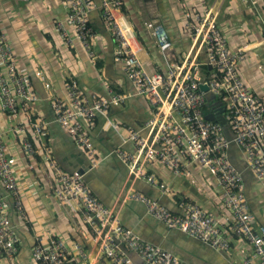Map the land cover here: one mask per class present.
Returning <instances> with one entry per match:
<instances>
[{"label": "built area", "instance_id": "obj_1", "mask_svg": "<svg viewBox=\"0 0 264 264\" xmlns=\"http://www.w3.org/2000/svg\"><path fill=\"white\" fill-rule=\"evenodd\" d=\"M5 1L23 0H0V8ZM98 1L61 0L65 16L55 21L54 32L65 47L81 46L94 59L92 48L99 35L89 23V13L99 9L105 30L115 42V60L122 64L134 95L141 96L149 104L151 112L142 127L124 128L127 135L124 140L132 144V149L122 146L114 149L127 170V178L131 183L145 182L166 193L171 191L170 188L148 169L150 163L157 162L172 174L186 177L190 176L189 166L197 165L214 177L231 221L223 228L211 212L188 201L180 203L182 213H174L132 188H128L124 199L142 202L147 212L167 228L180 230L213 249L228 251L231 237L236 241L243 240L250 250L244 254L241 264H264V226L255 224L244 192L243 174L228 155L230 144H236L243 153L246 167L264 191V99L244 83L238 68L248 46L232 47L219 28L209 2L197 0L196 7L185 13L184 25L194 51H203L205 61L186 54L171 61L161 72H149L134 29L122 12L123 0ZM248 2L252 7L260 6L264 12V0ZM146 26L165 60H171L173 44L167 32L153 21L146 22ZM260 44H264V28ZM203 66L209 70L207 75L203 73ZM35 75L45 89L51 88L42 69H37ZM201 84L208 86L214 99L207 100L206 93L200 89ZM107 92L108 97L89 101L72 76H67L63 96L51 93L50 97L54 123L83 150L89 168L99 162L90 137L97 114L107 113L111 106L122 104L129 97L113 88ZM217 99L224 107L222 114L229 134L219 121L206 118ZM36 100L31 78L18 68L13 50L0 28V109L10 117L24 112L25 119L12 129L23 153L29 157L40 155L42 163L51 170L53 194L57 199L80 204L84 220L93 230L99 253L111 264H136L131 253H135L142 264H191L142 240L122 225L112 208L103 205L92 194L83 174L77 170L67 172L58 166L45 144L47 122L32 113L31 104ZM206 105L210 108L204 112ZM15 161V157L7 154L5 133L0 128V185L12 196V207L18 217L25 219ZM9 207L0 192V259H6L8 264H18L19 237L11 225ZM72 249L80 260H86L87 253L81 244L75 242ZM70 250L63 240L51 239L47 243L37 240L31 247V255L36 264H65Z\"/></svg>", "mask_w": 264, "mask_h": 264}, {"label": "crops", "instance_id": "obj_2", "mask_svg": "<svg viewBox=\"0 0 264 264\" xmlns=\"http://www.w3.org/2000/svg\"><path fill=\"white\" fill-rule=\"evenodd\" d=\"M207 1L214 9L219 28L228 37L230 45L234 48L248 46L238 68L244 83L254 94L264 99V44H260L264 28L263 10L260 6L252 7L248 0ZM196 5L197 0H123L122 12L134 29L135 38L142 47L141 57L149 72H161L171 61L179 60L186 54L195 55L199 61L205 60L203 51H194L184 25L187 20L185 13ZM64 16L61 0L5 1L0 8V28L13 50L18 68L30 76L37 93V100L31 104V110L34 116L47 122L45 144L53 159L67 172L88 167V158L83 150L53 121L51 93L63 96L67 76H72L89 101L108 97L109 88L129 95L124 103L113 105L107 113H98L96 116L90 137L99 162L83 175L92 194L103 205L113 209L123 226L145 242L167 250L181 260L191 264H241L244 254L250 250L243 240L236 241L231 237L228 251L213 249L180 230L167 228L147 212L142 202L124 199L128 188H132L157 200L174 213H182L180 203L188 201L211 212L223 228L231 221L214 177L197 165L189 166L190 176L186 177L172 174L157 162L150 163L148 169L167 184L170 192L162 193L145 182H130L127 170L114 154V149L119 146L132 149V144L124 140L127 136L124 128L142 127L151 108L144 98L134 95V88L122 64L115 60V42L105 30L99 9L89 13V23L99 35L92 48L94 59L81 46L67 48L58 39L54 23ZM149 21L156 22L167 32L173 44L171 60H165L159 51L146 26ZM37 69L45 72L51 84L49 90L35 75ZM24 119V112L10 117L0 109V128L5 133L7 154L16 160L15 174L25 214V219L18 217L12 207V196L0 185V192L10 206L11 225L19 237L16 253L18 264H36L31 247L37 240L47 243L51 239L63 240L71 248L65 264H111L99 253L93 230L84 220L80 204L57 199L53 194L51 170L42 163L40 155L29 157L23 153L12 129ZM108 122L116 125H109ZM228 155L231 163L243 174L244 192L255 224L264 226L263 189L246 167L243 153L236 144H230ZM75 242L85 249V261L80 260L72 249ZM131 258L136 264H142L135 253L131 254ZM0 264H8V261L2 258Z\"/></svg>", "mask_w": 264, "mask_h": 264}, {"label": "water", "instance_id": "obj_3", "mask_svg": "<svg viewBox=\"0 0 264 264\" xmlns=\"http://www.w3.org/2000/svg\"><path fill=\"white\" fill-rule=\"evenodd\" d=\"M212 11H214V9H212ZM200 89L206 93V97L208 100L214 99V96L209 94L208 86L206 84H201ZM223 111H224V107L222 106L221 101L219 99H217L216 101H214L212 103L211 111L206 115V118L219 121L220 124L223 125L225 130H226L227 124H226V119L222 114ZM88 168L89 167H86L83 170H79V172L84 175L85 171H87ZM131 254H133V253H131ZM131 254H130V256H131Z\"/></svg>", "mask_w": 264, "mask_h": 264}, {"label": "trees", "instance_id": "obj_4", "mask_svg": "<svg viewBox=\"0 0 264 264\" xmlns=\"http://www.w3.org/2000/svg\"><path fill=\"white\" fill-rule=\"evenodd\" d=\"M203 73L205 74V75H207L208 73H209V70H208V68H207V66H203ZM208 100V99H207ZM209 108H210V105H206L205 106V108H204V112H207L208 110H209Z\"/></svg>", "mask_w": 264, "mask_h": 264}]
</instances>
